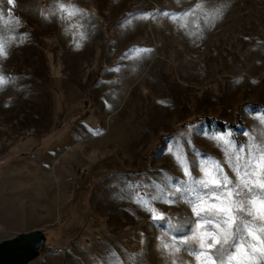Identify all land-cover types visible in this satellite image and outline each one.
Masks as SVG:
<instances>
[{
    "label": "rangeland",
    "instance_id": "obj_1",
    "mask_svg": "<svg viewBox=\"0 0 264 264\" xmlns=\"http://www.w3.org/2000/svg\"><path fill=\"white\" fill-rule=\"evenodd\" d=\"M7 38L0 244L63 202L41 229L50 249L25 264H197L201 225L222 218L193 206L224 193L204 169L235 191L264 144V0H0ZM239 216L232 243L247 246Z\"/></svg>",
    "mask_w": 264,
    "mask_h": 264
},
{
    "label": "snow or ice",
    "instance_id": "obj_2",
    "mask_svg": "<svg viewBox=\"0 0 264 264\" xmlns=\"http://www.w3.org/2000/svg\"><path fill=\"white\" fill-rule=\"evenodd\" d=\"M7 3L12 5L14 0H7ZM224 7L226 5L222 4L215 10L212 17L213 21L222 17ZM54 11H66L71 16L83 10L60 3ZM41 14L45 19L49 18V13L42 12ZM143 15L147 18L150 13H143ZM177 15L173 13L171 19L175 20ZM79 35L81 39L85 38L83 32H80ZM26 37L27 34H23L18 43H22ZM12 39L14 38L0 39V59L7 57V48L10 46ZM76 46L80 47L79 41H77ZM149 52H151V49L148 48L135 49L134 55L135 58L139 59L141 53ZM14 80L15 77L0 73V87L7 85L10 81L14 82ZM261 120L264 122V117H261ZM225 142L228 143L229 141L226 140ZM250 146L258 150L259 155L258 157L253 156L250 171L239 175L237 190L234 191L230 187L232 180L226 174L220 179L210 169H204L205 179L202 181L204 186L215 185L223 188L224 193L216 197L218 203L205 204L201 202L193 206V212L197 215L212 212L222 218L221 222L215 224L214 231H207L201 225V232L197 237L200 245V251L196 253L197 264H261V262H264V144L256 145L252 143ZM237 161H239V156H237ZM181 163L184 165L185 174L189 175L190 169L187 164L183 161ZM245 167L248 168L249 164H245ZM237 171L239 173L238 168ZM149 210L152 212L153 219H163V213H159L155 208ZM244 212L250 217V219L243 221V226L246 235L251 239L248 241L247 246H245L243 239L241 243L234 245L232 243L235 238L233 228L236 221L240 219L239 214ZM162 247L168 250L170 254L180 250L169 243H163ZM231 247H235L236 251L229 252ZM130 259L132 258L130 257Z\"/></svg>",
    "mask_w": 264,
    "mask_h": 264
},
{
    "label": "water",
    "instance_id": "obj_3",
    "mask_svg": "<svg viewBox=\"0 0 264 264\" xmlns=\"http://www.w3.org/2000/svg\"><path fill=\"white\" fill-rule=\"evenodd\" d=\"M45 242L44 230L19 233L0 244V264H25Z\"/></svg>",
    "mask_w": 264,
    "mask_h": 264
},
{
    "label": "crops",
    "instance_id": "obj_4",
    "mask_svg": "<svg viewBox=\"0 0 264 264\" xmlns=\"http://www.w3.org/2000/svg\"><path fill=\"white\" fill-rule=\"evenodd\" d=\"M62 204L63 202H60V207L57 208V205H52L51 202H48V206H46L45 208H42V212H41V219L40 221V226H36L34 227L33 230H37V229H43V227L46 226H52V225H56L57 223H59V219H60V214H61V210H62Z\"/></svg>",
    "mask_w": 264,
    "mask_h": 264
},
{
    "label": "trees",
    "instance_id": "obj_5",
    "mask_svg": "<svg viewBox=\"0 0 264 264\" xmlns=\"http://www.w3.org/2000/svg\"><path fill=\"white\" fill-rule=\"evenodd\" d=\"M220 126H221V128L222 129H224V124L223 123H220ZM44 233H45V231H44ZM50 249V246L47 244V242L45 241L44 243H43V245L40 247V249H39V251H40V253H42V252H44V251H48Z\"/></svg>",
    "mask_w": 264,
    "mask_h": 264
},
{
    "label": "built area",
    "instance_id": "obj_6",
    "mask_svg": "<svg viewBox=\"0 0 264 264\" xmlns=\"http://www.w3.org/2000/svg\"><path fill=\"white\" fill-rule=\"evenodd\" d=\"M89 170L87 168L82 170V176L81 179H79V181L77 182L78 185H80L82 183V180L85 179L86 175H88Z\"/></svg>",
    "mask_w": 264,
    "mask_h": 264
}]
</instances>
